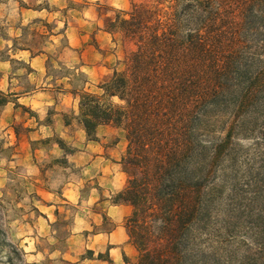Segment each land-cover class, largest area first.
<instances>
[{"label":"trees","instance_id":"obj_1","mask_svg":"<svg viewBox=\"0 0 264 264\" xmlns=\"http://www.w3.org/2000/svg\"><path fill=\"white\" fill-rule=\"evenodd\" d=\"M107 25L130 46L122 68L98 92H71L88 140L102 125L125 133L113 202L131 206L126 263L230 264L207 241L222 208L264 194V0H131ZM257 244L239 264H264Z\"/></svg>","mask_w":264,"mask_h":264},{"label":"rangeland","instance_id":"obj_2","mask_svg":"<svg viewBox=\"0 0 264 264\" xmlns=\"http://www.w3.org/2000/svg\"><path fill=\"white\" fill-rule=\"evenodd\" d=\"M66 1L51 7L60 19L27 23L13 44L44 53V70L31 74L12 59L16 72L12 77L18 80L11 87L22 91L20 87L30 86V78H43L40 86L49 88L51 94L44 98L48 105L39 113L47 110L41 121L50 127L35 124L37 115L30 111V104L15 101V91H0V100L10 102L0 104V264H9L11 245L21 250L25 262L49 258L50 264H127L126 260L137 258L124 227L131 206L113 202L126 181L120 164L127 144L125 133L102 125L97 139L88 140L78 116L79 98L71 92H98L97 84L122 68L130 46L122 44L119 33L108 31L107 21L127 10L131 0H92L90 9L84 11L85 24L75 22L78 16L71 11H81L83 0ZM15 10L13 0H0V59L11 55L7 42L11 22L6 18ZM56 20H65L64 27L67 21L79 27L76 47L70 45L73 34H64L62 23ZM250 143L242 140L244 145ZM263 195H243L234 210L222 208L210 227L214 235L207 242L221 257L231 256L230 264H239L237 260L246 254L259 253L255 249L264 241V215L259 216ZM117 227L124 239L109 244V232ZM231 232L237 238L228 241ZM19 263L15 255L12 264Z\"/></svg>","mask_w":264,"mask_h":264},{"label":"crops","instance_id":"obj_3","mask_svg":"<svg viewBox=\"0 0 264 264\" xmlns=\"http://www.w3.org/2000/svg\"><path fill=\"white\" fill-rule=\"evenodd\" d=\"M92 0H83L81 1L84 3V7L79 10H75L74 8L71 9L73 14H76L78 17L75 18V22L85 24L88 21L83 18L87 14L84 12L86 8L90 9ZM10 2V1H9ZM16 4V10L11 15V18L7 17V20H10V39H8L9 43V51L11 53L9 58L6 59H0V91H5L8 89L9 92L15 91L13 96L15 97V101H20L23 105H29L30 111H33L34 114L37 115V122L35 124L39 123V126H43L44 128L50 127V124L43 123L41 120L46 115L47 110H44L43 114H40V109L42 110V106L48 105V102L45 101V97H48L51 92L49 91V88H46L44 86H40L41 82L43 81V78H30L29 85L27 88L20 87L23 89L22 91L17 90V87H11L13 85V81L15 80L17 82L18 78H13L12 76L16 75V72L13 70V60L17 62H21L23 65V69L25 70V73L31 74L34 71L38 70H44V53H34L31 48L29 47H15L13 44H15V41L21 36L23 33V26L26 25L29 22H33L37 19H60V16L56 13V11H52L51 7L52 5H58L60 3L66 4V0H13ZM64 19V18H62ZM56 22L62 23L63 33L68 35L69 33L73 34V41L70 42L71 47H76L78 45V30L79 27L67 21V25L64 27L65 20L64 21H58ZM74 30L76 32H74ZM54 36V35H53ZM14 61V62H15ZM27 67H29L31 70L28 72ZM47 79V78H45ZM44 85V83L42 84ZM15 89V90H14ZM44 99V100H43ZM23 101V102H22ZM10 102L8 101L7 104ZM15 103L12 102V105ZM41 108H38L40 107ZM96 160H93L91 165ZM67 191H72V188L66 189ZM63 195V194H62ZM118 207V205H115ZM114 239V241L112 240ZM124 236L122 234V230L117 227V229H113L109 232V237L107 238L109 244L116 243L119 240H123Z\"/></svg>","mask_w":264,"mask_h":264}]
</instances>
